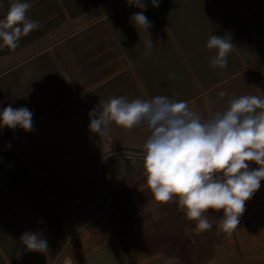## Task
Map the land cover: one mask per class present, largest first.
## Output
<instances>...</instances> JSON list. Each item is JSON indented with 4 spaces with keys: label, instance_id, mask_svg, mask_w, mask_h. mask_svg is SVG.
I'll use <instances>...</instances> for the list:
<instances>
[{
    "label": "crops",
    "instance_id": "crops-1",
    "mask_svg": "<svg viewBox=\"0 0 264 264\" xmlns=\"http://www.w3.org/2000/svg\"><path fill=\"white\" fill-rule=\"evenodd\" d=\"M30 2L27 16L38 28L22 36L16 49L0 50V106L33 112L32 131L0 129V264H52L69 238L100 211L102 160L142 152L149 134L143 126L112 124L106 135L90 130L89 112L100 101L166 95L208 117L231 96H264V0H161L145 12L153 24L151 52L145 50L147 33L138 29L139 37L129 22L140 10L126 0ZM210 34L226 35L235 44L223 69L210 66L215 55L206 47ZM221 90L228 95L219 98ZM101 173L111 205L123 211L107 220L116 241L70 254L66 264L222 260L192 237L188 229L196 230V222L186 218L178 201L154 199L143 157L112 156ZM213 228L205 232L227 243L233 261L264 264V181L245 202L231 235ZM28 230H42L48 247L18 258L19 238ZM106 236L107 229L97 226L74 246L79 241L94 246Z\"/></svg>",
    "mask_w": 264,
    "mask_h": 264
},
{
    "label": "clouds",
    "instance_id": "clouds-1",
    "mask_svg": "<svg viewBox=\"0 0 264 264\" xmlns=\"http://www.w3.org/2000/svg\"><path fill=\"white\" fill-rule=\"evenodd\" d=\"M161 0H126L133 12L129 22L147 33L146 52L153 48L152 22L145 12L159 7ZM30 0H0V50L16 49L22 36L38 28L29 19ZM235 44L226 35L210 34L206 42L214 49L211 67L225 68ZM173 74H170V76ZM228 93L221 90L218 97ZM89 128L106 135L112 124L132 129L143 126L149 133L143 144L146 183L156 201H178L187 219L196 222V231L212 228L209 209L220 212L219 227L227 234L240 224L245 202L264 181V96H231L222 110L205 117L193 111L188 102L166 95L150 99L113 96L89 112ZM33 130V112L26 106H0V129ZM8 143L5 149H10ZM2 160V158H0ZM255 165V166H253ZM16 255L47 249L42 230L25 231Z\"/></svg>",
    "mask_w": 264,
    "mask_h": 264
},
{
    "label": "rangeland",
    "instance_id": "rangeland-1",
    "mask_svg": "<svg viewBox=\"0 0 264 264\" xmlns=\"http://www.w3.org/2000/svg\"><path fill=\"white\" fill-rule=\"evenodd\" d=\"M102 178H103V175H102ZM103 181H104V178H103ZM104 184H105V181H104ZM106 192H107V196H108L109 193H108L107 190H106ZM109 199H110V197H109ZM131 199L132 198H130L129 201H131ZM138 199H141V198H134V200H138ZM209 211H210L209 212V214H210L209 220H210V223L213 225L212 227H214L213 229L215 230V232H218L219 231L220 233H225L219 227V223H220L219 217L222 215V212H211V209H209ZM188 230L189 231H193L192 233H194V234H192V237H194V238H197V237L201 238V241H202L201 245L205 249L208 248V249L212 250L213 253L211 255H213V257H220V256H222V260L219 262V264H242V262L240 260H238V259H237L238 261H236V260L233 261V259H235V257H234V255H232L229 252V247H227V243H225V241H223L218 236H211L210 234H208V232H205V231L198 233L195 229L194 230L188 229ZM192 237H190V238H192ZM116 238H117L116 235L115 234L113 235V233H112V236L109 235L108 237L106 236L105 238H103V240H105L103 243H101V241L97 243V244H100L101 243L100 245L95 244L94 246H88L86 253H88L89 251H94L96 249H99L101 247H104L107 243H110V242L112 243V242L116 241ZM80 244H81V241H79L76 244L77 246H74L75 245V242L73 244H70L67 247L66 251L63 253V255L60 257V259L58 260V262L56 264H66L67 262H69L70 261V254H74V253H80L81 254L82 252H79V250L81 249ZM86 246L87 245H85L84 247H86ZM193 248L195 249V245H194ZM62 249H61V251H62ZM61 251L58 253V255L56 256V258L59 256V254L61 253ZM55 259H54V261H55ZM191 262L193 264L198 263L196 258H195V260H192Z\"/></svg>",
    "mask_w": 264,
    "mask_h": 264
},
{
    "label": "water",
    "instance_id": "water-1",
    "mask_svg": "<svg viewBox=\"0 0 264 264\" xmlns=\"http://www.w3.org/2000/svg\"><path fill=\"white\" fill-rule=\"evenodd\" d=\"M121 154H127L130 156H136V157H142V155H139L140 153H132V152H121V153H115V154H110L107 157H105L100 166H99V171H98V175H99V179H100V183L101 186L103 188V191L105 193V206L103 207V209L94 217L92 218L89 222H87L83 227H81L79 230H77L67 241V243L65 244V246L63 247L61 253L59 254V256L55 259V261L52 264H56L58 262V260L60 259V257L63 255V253L66 251L67 247L74 241L75 238H77L81 233H83L86 229H88L91 225H93L96 221H98L102 215L107 211L109 205H110V201H109V197L107 196V192H106V187L102 178V166L104 164V162L112 157V156H116V155H121Z\"/></svg>",
    "mask_w": 264,
    "mask_h": 264
},
{
    "label": "trees",
    "instance_id": "trees-1",
    "mask_svg": "<svg viewBox=\"0 0 264 264\" xmlns=\"http://www.w3.org/2000/svg\"><path fill=\"white\" fill-rule=\"evenodd\" d=\"M146 200V199H145ZM104 205H105V200H104V197H103V204H102V206H101V208H100V211L103 209V207H104ZM110 209H111V207H109V209L102 215V217L98 220V221H96L93 225H91L88 229H86L83 233H81L71 244H73L74 242L76 243L77 242V240L78 239H80V238H82L84 235H86L88 232H90L94 227H97V226H103V228H106L107 229V237L109 236V235H111L112 236V232H111V230H110V228L109 227H105L104 226V221H105V218H107L108 217V214H109V212H110ZM99 211V212H100ZM98 212V213H99ZM97 213V214H98ZM96 214V215H97ZM95 215V216H96ZM94 216V217H95ZM93 217V218H94ZM101 224V225H100ZM104 233V232H103ZM103 237V236H102ZM96 241V239L94 240V241H90L89 243H91V244H94V242ZM105 240H102V242L101 243H103ZM100 243V244H101ZM111 243V242H110ZM110 243H107V244H110ZM100 244H97V245H100ZM87 247L88 246H86V247H82L81 246V251L80 252H83L85 249L87 250ZM96 249V248H95Z\"/></svg>",
    "mask_w": 264,
    "mask_h": 264
},
{
    "label": "flooded vegetation",
    "instance_id": "flooded-vegetation-1",
    "mask_svg": "<svg viewBox=\"0 0 264 264\" xmlns=\"http://www.w3.org/2000/svg\"><path fill=\"white\" fill-rule=\"evenodd\" d=\"M145 199V198H144ZM104 200H105V198H104ZM140 200V199H139ZM143 200V199H142ZM109 201H110V199H109ZM136 201V200H135ZM105 206V205H104ZM114 205H111V201H110V205H109V207H111V209H110V212H109V214H108V217L107 218H105V221H104V226H106V227H109V224L107 223V220L111 217V216H113V214L114 215H118V214H120V213H122L123 211H121L120 209H119V207H116V208H114L113 207ZM109 207H108V209H109ZM107 209V210H108ZM117 210H118V212H117ZM120 210V211H119ZM106 229V228H105Z\"/></svg>",
    "mask_w": 264,
    "mask_h": 264
}]
</instances>
